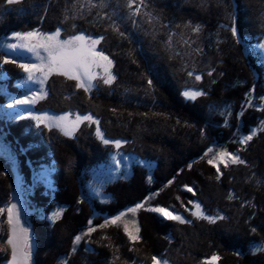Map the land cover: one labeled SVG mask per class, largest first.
Listing matches in <instances>:
<instances>
[{
  "label": "trees",
  "instance_id": "16d2710c",
  "mask_svg": "<svg viewBox=\"0 0 264 264\" xmlns=\"http://www.w3.org/2000/svg\"><path fill=\"white\" fill-rule=\"evenodd\" d=\"M140 6L133 14L128 0H0V41L11 32H52L58 27L63 38L80 32L104 38L98 47L113 61L114 82L88 95L73 80L51 77L45 109L93 115L105 138L124 141L125 154L153 164L150 183L147 170L134 165L128 180L106 187L109 203L87 200L82 197L83 173L104 163L111 152L93 125L80 126L74 139L47 129L38 132L28 121L6 125V139L27 181L26 163L48 161L51 155L56 162L53 200L65 207L53 224L30 220L32 264H151L153 255L165 254L170 264H203L213 255L220 257L216 264H264V250H251L264 247V109L246 105L259 103L264 95V70L245 48L264 38V0H142ZM196 74H201L197 84ZM0 75L9 91L22 76L20 68L3 61L1 52ZM194 87L203 95L186 99L183 91ZM226 109L229 126L224 125ZM260 120L263 129L242 156L249 166L223 170L217 179L201 156L214 145L229 147L238 129L248 133ZM19 150L25 153L19 155ZM4 170L0 159V208L11 193ZM181 187H191L193 193ZM150 192L156 195L154 204L180 208L189 222L140 211L143 248L138 252L129 249L115 228L89 247H74L88 225H100L103 216L144 201ZM37 193L31 196L33 203L49 209L48 198ZM194 199L207 215L224 219L209 223L180 207ZM7 239L0 213V263L9 258Z\"/></svg>",
  "mask_w": 264,
  "mask_h": 264
},
{
  "label": "rangeland",
  "instance_id": "374dc122",
  "mask_svg": "<svg viewBox=\"0 0 264 264\" xmlns=\"http://www.w3.org/2000/svg\"><path fill=\"white\" fill-rule=\"evenodd\" d=\"M140 1L141 0L133 1V6L131 7V11L133 14H136L137 7H139V9L141 8ZM58 29L60 30V33H61L62 30L59 27L52 32H43L39 29H33L30 31H38L42 34L49 35V34L55 33ZM30 31L11 32L7 36L3 37L0 41V52L3 54V61L4 62L8 61L6 62L7 64H11V65L16 66V68L17 67L20 68L21 73H22L21 78L16 80L11 85L12 88L14 89L12 91H9L7 86L4 83L5 76L0 75V124L2 126V128L0 127V159L3 161V164L5 165V170L3 171V174L6 175L11 182V193H10L9 201L8 203L5 204L4 207H2V209H4L3 213L5 216V221L7 223V234L8 236L10 234V226L8 225V222H7V208L11 206V204H16L17 210L19 211V214H20L21 226L26 228L28 231L29 243H30L29 264H32L35 244H34V240L32 236L30 220H32V218H37L40 220H44L48 222L49 224H53L56 220H58L61 217L65 209L64 206H60L54 203L53 195H52V191L55 190L52 177H53V174L55 173L56 162L52 160L51 155L48 156V161L46 160L33 161V165L32 164L30 165V163L27 162L26 165L28 167V172H29V178L27 181L24 173L22 172V165L17 159L18 158L17 153L15 152L14 148L10 146L11 143L7 141L6 139L7 133L4 132V128L6 125H13L20 121H28V123H30L33 126V128L38 132H41L42 129H47V130H51L53 133H57L61 138L74 139L75 133L80 128V126L84 124H86L87 126L93 125L95 128V133H96L97 127L99 126L97 124H92V123L85 121L84 123L80 124L78 128H76V130L73 132L71 136H67V135H64V133L59 128L54 127V126L49 127L47 121L41 124V123H38V121L35 119V117L37 116L59 117L63 115H69L70 119H75L76 115H91V114L84 113V112L81 113L77 110H66L63 112H54V111L45 109V101L50 97V92H49L50 89L48 86V81L51 77L58 76V75L57 74L50 75L47 81H45L43 85H41L38 80L29 81L27 79L28 74L20 67V65L21 64H33V63L39 64L40 60L37 59V57L33 53L28 52L26 49L17 48L15 50H12L7 47L8 44L19 43V41L14 39V36L16 33L23 34V33H27ZM76 35H85L91 38H99L97 36L87 35L82 32ZM71 37L63 38L60 35L61 40H67ZM260 45H264V38H260L252 44H247L245 48L248 54L254 56L257 59V61L263 67V70H264V48L260 47ZM41 55L46 56L47 54L41 50ZM94 70L100 73L101 76L103 75L102 68H96ZM111 71H112V74L115 76L114 71H113V65H112ZM196 75H199L201 77V74H196ZM196 75H194L193 80L197 84L199 80L195 79ZM36 76L39 77L40 74L36 73ZM93 84H94V87L90 91L86 92L88 93V95L91 93H95L98 89V86L104 83H103V80L100 77H98L96 80L93 81ZM41 88H43V91L45 93V96L43 99H38L35 101V103H26V104L17 103V101L31 100L34 96L40 95ZM185 91L202 92L200 89L196 87L186 88L183 91V93ZM69 98L70 97H68V99ZM259 100H260L259 103H255L256 101H254L246 105H248V107L251 106L255 108L257 111H261L262 109H264V95L260 97ZM224 115L226 118L224 125L229 126L228 122H230L229 121L230 110L226 109ZM91 116L93 117L94 120H97L93 115ZM262 129H263L262 120H260L259 123L255 127H252L248 133H244L243 131L238 129L234 133L235 138L229 147L224 146V145H214L210 147L201 156L200 159H202L207 165L211 166L216 171V173H217L216 167H213V165L209 164L208 161L213 159V157L217 156L220 152L232 153L236 156H239L243 161H245V163L243 164H229L228 167H224L223 164H217V167H219L220 169L219 176L222 174L223 170L230 169V168H236V167L238 168L241 166H247L248 164L247 161L243 159L242 157L244 155L243 152L246 146L252 141L253 138H256L258 136V134L262 131ZM253 132H255V135L252 136V139L250 141H248L246 144L240 143L241 139L249 135H252ZM97 138L102 142L104 146L108 147L109 148L108 150L111 152L108 154L107 159L104 161V163L94 166L92 168H89L85 173H83V175L85 174L87 176V180L83 181V185L81 187L83 190V194H82L83 198L85 197L87 200H96L99 203H105V204L109 203L111 201V196L106 193L105 191L106 187L119 180H128L132 174V167L134 165L143 166L147 170L148 183L152 181L151 171L153 169V164L146 162L144 160H141L135 155L125 154L121 149V146L124 144V141L113 140L109 138L107 139L104 137V139H107L110 141L108 144H105L101 138H99L98 136ZM116 141H120V147H116V144H115ZM12 143L17 145L14 141H12ZM210 149L211 151H209ZM19 152H20L19 155H23L25 153V150H19ZM188 188H191V187H181V190L192 194L193 190L189 192L187 190ZM36 191L38 192L37 193L38 197H41L42 199L45 198L46 200L48 198L47 204H48L49 209L45 207L46 204L40 203V206H36L35 203H33L31 196H33V194ZM155 197H156L155 193L150 192L144 201L137 203L133 206H130L116 215L103 216L101 219L100 225H93V224L88 225V227L78 235L81 237V239L78 243H74V247L76 248L80 244H82L83 246L87 245L89 247V244H91V241L103 240L106 237L107 232H109L110 229L115 228V229H118V231L122 233L125 239V242L127 243V245H129L128 246L129 249L132 250L133 253L136 251L138 252L140 248H143V245H140L142 244L141 239L139 242H133L128 239V236L124 232L125 222L135 221L136 226H138L140 229V224H139V219H138V213L140 211L149 212L153 215H156L162 218L165 221H174V220L166 219L164 216H162L158 212L150 211V209L156 208V207L166 208L169 211H172L174 215H180L181 217H183L180 211V208L178 207L176 208L172 204L168 205L167 207L154 204L153 202H154ZM187 202H188L187 203L188 206L182 203L180 207L189 210L190 213H192V211L195 210L193 205L199 204L195 199L189 200ZM138 204H142L143 207L139 208L135 213L128 211L131 208H135ZM200 206H201V209L206 214L205 209L202 207V205ZM58 211L60 212V216L54 219V214ZM121 214H124V216L118 224L113 225L109 223V221H111L113 218ZM129 227L132 228L131 223H129ZM90 228H94L95 231H92L90 234H88ZM139 236H140V232H139ZM7 247L9 250V258L8 260L0 264H8V262L11 259V247L8 244H7ZM261 247L262 246L254 245L251 247V250L253 252H257L260 250L254 251V249H258ZM168 257H169L168 254L161 256L162 259L167 260L168 264H170ZM62 264H65L64 261H62Z\"/></svg>",
  "mask_w": 264,
  "mask_h": 264
},
{
  "label": "snow or ice",
  "instance_id": "6c2138e0",
  "mask_svg": "<svg viewBox=\"0 0 264 264\" xmlns=\"http://www.w3.org/2000/svg\"><path fill=\"white\" fill-rule=\"evenodd\" d=\"M17 2H19V0H8L9 4ZM132 6L133 0H128V7L131 8ZM139 11L140 9L137 7L136 13L138 14ZM199 30V27L193 29V31L196 32ZM60 35L61 33L59 29L55 33L49 35L42 34L38 31H30L23 34L16 33L14 39L19 41V43H11L7 45V47L12 50L17 48L26 49L40 60L39 64L33 63L20 65V67L28 74L27 79L29 81L38 80L39 83L43 85L50 75L57 74L64 76L69 80L76 81V87L83 89L85 92L90 91L94 87L93 81L98 77H100L106 85L113 83L116 79L111 71L113 61L105 55L103 51L98 49V45H100L104 39L103 37L91 38L85 35H75L67 40H61ZM232 35H237L235 27L232 28ZM260 47L264 48V45H260ZM41 50L47 55H41ZM96 68L103 69L102 76L94 70ZM36 73H39L40 76L37 77ZM188 75L192 76L193 73L189 72ZM195 79L200 80L201 77L196 75ZM149 83H151V81H149ZM183 95L188 99L195 100L198 96L203 95V93L200 91H185ZM44 96L45 93L43 88H41L40 95L34 96L31 100L17 101V103H35L36 100L43 99ZM35 119L41 124L47 121L49 127H57L67 136H71L76 128L85 121L92 124H99V121L94 120L91 115H76L75 119H70L69 115L59 117L37 116ZM96 135L101 138L105 144L110 142L109 140L104 139L99 127L96 129ZM253 135H255V132H253L252 135L241 139L240 143L246 144L252 139ZM115 144L116 147H120V141H116ZM209 151H211V149ZM208 163L212 164L213 167H216L218 173L217 179H219L220 169L217 167V164H223L224 167H228L229 164H243L245 161L232 153L220 152L217 156H214L213 159L209 160ZM187 190L189 192L192 191L191 188H188ZM141 207H143V205L138 204L135 208H131L128 211L135 213ZM193 207L195 210L192 211L191 215L197 219H204L209 223H215L216 219H224L222 216L213 218L206 215L199 204H194ZM150 211L158 212L166 219L178 221L181 224L189 222L180 215H174L172 211H169L166 208L156 207L150 209ZM3 212L4 209L0 208V213ZM59 216L60 212L58 211L54 214V219ZM123 216L124 214H121L113 218L109 223L113 225L118 224ZM7 222L10 226V234L7 239V244L11 247V259L8 264H29V235L27 229L21 226L20 214L17 210L16 204H11V206L7 208ZM129 223H131L132 228L129 227ZM92 231H95V229L90 228L88 234ZM253 231H255V229H253ZM124 232L130 241L139 242L141 239L139 236L140 229L136 226L135 221L125 222ZM80 239L81 237L77 236L74 243H78ZM256 250H264V247L254 249V251ZM219 259V256L213 255L206 259L203 264H216V261ZM151 264H168V261L153 255L151 257Z\"/></svg>",
  "mask_w": 264,
  "mask_h": 264
}]
</instances>
